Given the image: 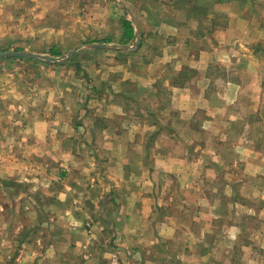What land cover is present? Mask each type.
<instances>
[{
  "label": "crops",
  "instance_id": "0c3cea01",
  "mask_svg": "<svg viewBox=\"0 0 264 264\" xmlns=\"http://www.w3.org/2000/svg\"><path fill=\"white\" fill-rule=\"evenodd\" d=\"M224 1L150 0V14L142 11L139 20L152 17V43H160L135 50L134 62L126 49L116 58L119 48L109 47L103 79L88 63L93 86L104 93L95 92L79 115L65 117L64 88L56 80L48 86L36 79V89L19 90L21 79L0 78V224L11 225V215L24 212V225L31 226L23 250L28 261L39 246L46 263L82 250L85 264L249 260L233 247L240 217H264V7L232 0L224 27ZM253 5L259 16L248 13ZM110 7L121 21L115 0ZM99 117L104 124L94 126ZM83 133L91 139L75 141ZM147 134L167 143L159 158L145 154ZM98 135L110 138L107 162L91 149ZM75 148L85 157L72 154ZM197 181L205 187L196 207L189 191ZM238 182L246 183L242 191ZM96 213L110 215L113 225H101ZM81 214L91 224L81 225ZM257 223L247 225L264 237L256 227L264 221ZM224 231L231 234L228 257Z\"/></svg>",
  "mask_w": 264,
  "mask_h": 264
},
{
  "label": "rangeland",
  "instance_id": "374dc122",
  "mask_svg": "<svg viewBox=\"0 0 264 264\" xmlns=\"http://www.w3.org/2000/svg\"><path fill=\"white\" fill-rule=\"evenodd\" d=\"M136 1L139 0H134L130 5H126L122 0H115L116 9L120 14L119 17H123L120 21L111 16L110 6L113 0H0V53L17 51L38 57V59L24 56L0 58V78H9L11 81L21 79L22 84H20L19 90L27 88L29 84L35 85L34 88L36 89L39 86L36 81H33L36 79L43 80L48 86L56 80L58 83H62L64 88L65 117L68 113L72 116L73 113L79 115L80 112H83V106H86L89 99H93L95 92L97 95L104 93L103 87L95 88L93 86L94 82L92 78L90 79L93 72H90L92 68L88 67V63L96 69V73L103 79L106 76L103 63L112 57L107 53L109 47L119 48L114 56L116 58L122 54L121 49H126L125 58L134 62L136 59L133 54L135 50L143 45L152 46L160 43L158 40L152 43V31L154 30L152 17L148 18V20H151L149 22L139 20L142 11L150 14L149 9L152 10V6L147 4L150 0H140L135 4ZM257 1L261 3L259 4L260 9L262 6L264 7V0ZM224 2V21L220 22L219 19V22L221 26L226 27L229 23L228 14L234 12L232 10V0H225ZM215 6V2L208 3L205 5V9L210 11ZM250 8L251 10L248 11L250 14L259 16L261 13L259 7L257 10L255 5ZM123 21L131 22L135 27V37L132 40L125 41L123 39L121 33L123 32ZM258 23V21H255L256 25ZM149 39L150 41L147 42ZM92 48L96 49L93 50ZM102 79L101 81H103ZM61 80L62 82H60ZM147 103L151 106L149 101ZM2 105L3 103L0 102V107ZM89 105L94 106L95 104L89 102ZM4 110L6 109H2V111ZM97 119L94 126H102L104 120L100 117ZM163 120L156 119L158 124H161ZM147 121H150V119ZM152 123L156 125V122ZM107 136L98 135L96 143L93 142L95 147L91 145L96 158H100L99 160L102 159L104 162H107V153L109 152L105 148V144L109 143L110 140ZM158 136L155 134L144 135L143 140L147 145L144 152L148 154L147 156L152 155L154 158H159L161 154L165 153L162 146H166L167 143L165 144V140H161ZM75 137L77 142H85L87 138L88 140L91 139V135L85 133L77 134ZM123 141L127 143L130 140L124 138ZM74 151L76 157L79 155L84 156L81 148L79 150L75 148L73 152L71 151L72 154ZM124 152L126 150L122 147V155H124ZM109 166L111 168L109 172L113 173L116 168L112 163ZM189 169L191 171L190 167ZM36 170L37 168H33V171ZM99 173L102 174L101 170H99ZM215 184L213 183V185ZM242 184L246 183L238 182L240 191H242V187H240ZM204 187V183L197 181L194 182L190 191L188 190L192 196L190 201L196 207L199 206L197 195ZM193 192L195 194H191ZM185 197L189 200L188 195ZM85 201L83 199L81 204H84ZM88 215L81 214V217H84V220H80L81 225L91 224ZM196 216L199 217L198 214ZM11 217V225L0 224V264H38V262L39 264H85L88 262V254L84 250L79 253L74 251L72 255H69L70 253L64 254L61 257L54 254L53 257H46L55 260L54 262H51L52 260L47 263L45 260L42 262L40 251L43 248L41 246L34 249L28 261L23 250L26 252L24 241L31 231V226L24 225L27 218L24 212L11 215ZM95 218L101 222V225H113L110 221V215L107 213H96ZM251 218L252 220H249L248 216L247 218L240 217V221L244 225H240L241 230L238 232L236 241L238 246L233 247V251L238 252L240 258L247 257L249 260L235 264H264V237H257L249 227L252 223L258 224L257 221L261 224L264 217L258 215L256 219ZM67 220L64 219L63 225H67ZM84 221L85 223L82 224ZM256 227L260 230V228H264V225H256ZM262 232H258V234L262 235ZM221 234L225 237L223 239L225 245L223 253L224 255L228 254V257L231 254V247L226 245L229 240L226 237L231 236V234L228 231ZM111 263L113 264L112 261ZM117 263L120 264L119 259L115 262V264Z\"/></svg>",
  "mask_w": 264,
  "mask_h": 264
},
{
  "label": "trees",
  "instance_id": "16d2710c",
  "mask_svg": "<svg viewBox=\"0 0 264 264\" xmlns=\"http://www.w3.org/2000/svg\"><path fill=\"white\" fill-rule=\"evenodd\" d=\"M135 37L134 28L131 22L123 21V39L125 41L132 40ZM57 54V52H55Z\"/></svg>",
  "mask_w": 264,
  "mask_h": 264
},
{
  "label": "water",
  "instance_id": "95a60500",
  "mask_svg": "<svg viewBox=\"0 0 264 264\" xmlns=\"http://www.w3.org/2000/svg\"><path fill=\"white\" fill-rule=\"evenodd\" d=\"M12 56H24V57H29L32 59H38L36 55L25 53V52L10 51V52L0 53V58L12 57Z\"/></svg>",
  "mask_w": 264,
  "mask_h": 264
},
{
  "label": "built area",
  "instance_id": "2783aa9c",
  "mask_svg": "<svg viewBox=\"0 0 264 264\" xmlns=\"http://www.w3.org/2000/svg\"><path fill=\"white\" fill-rule=\"evenodd\" d=\"M113 264H115V261L113 260Z\"/></svg>",
  "mask_w": 264,
  "mask_h": 264
}]
</instances>
